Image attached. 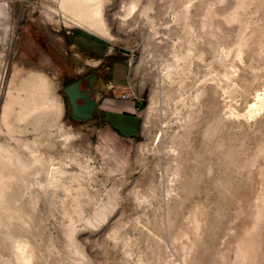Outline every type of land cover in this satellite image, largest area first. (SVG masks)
<instances>
[{
	"label": "rangeland",
	"instance_id": "374dc122",
	"mask_svg": "<svg viewBox=\"0 0 264 264\" xmlns=\"http://www.w3.org/2000/svg\"><path fill=\"white\" fill-rule=\"evenodd\" d=\"M257 93L264 0H0V264H264Z\"/></svg>",
	"mask_w": 264,
	"mask_h": 264
},
{
	"label": "water",
	"instance_id": "95a60500",
	"mask_svg": "<svg viewBox=\"0 0 264 264\" xmlns=\"http://www.w3.org/2000/svg\"><path fill=\"white\" fill-rule=\"evenodd\" d=\"M83 79L86 81L84 87H81L82 80L77 79L61 89L69 105L68 117L74 122H82L95 117L96 100L92 95L98 75L91 72Z\"/></svg>",
	"mask_w": 264,
	"mask_h": 264
},
{
	"label": "crops",
	"instance_id": "0c3cea01",
	"mask_svg": "<svg viewBox=\"0 0 264 264\" xmlns=\"http://www.w3.org/2000/svg\"><path fill=\"white\" fill-rule=\"evenodd\" d=\"M98 75V74H97ZM124 75L125 71L121 68H115L113 72L110 73V80L104 81L102 80L101 76L98 75V80L95 85H110L111 87L118 88L121 85H124ZM104 106V102L103 105ZM137 101H130L128 103L120 102L117 103V105H114L113 107H103L105 110H107V118L112 121L114 118L116 120V123L120 124L125 122V125H128L126 123L133 124V120L135 119L134 114H136L138 108ZM123 113L130 114L129 119H122L124 116H122Z\"/></svg>",
	"mask_w": 264,
	"mask_h": 264
},
{
	"label": "bare ground",
	"instance_id": "6f19581e",
	"mask_svg": "<svg viewBox=\"0 0 264 264\" xmlns=\"http://www.w3.org/2000/svg\"><path fill=\"white\" fill-rule=\"evenodd\" d=\"M95 1V0H94ZM84 2L85 3H92V0H84ZM82 3V2H81ZM93 5V4H92ZM91 5V6H92ZM88 9V8H87ZM86 12V11H85ZM83 13V12H82ZM88 14V13H87ZM97 14V12H95L94 14H93V16L94 15H96ZM90 15H92V14H90ZM90 15H86L87 17H85V16H83V15H79L78 14V22H79V24L80 25H85L86 23H89L90 22V20L92 19L91 18V16ZM99 22V21H98ZM263 99H264V97H262L261 96V94H259V93H257V95H256V100L254 101V102H252L251 104H250V108H251V110H252V108H255L256 106H257V104L258 103H261V101H263ZM259 105V104H258ZM259 107H260V105H259ZM258 109V108H257ZM256 109V110H257ZM259 110H260V108H259ZM250 112V111H249Z\"/></svg>",
	"mask_w": 264,
	"mask_h": 264
},
{
	"label": "built area",
	"instance_id": "2783aa9c",
	"mask_svg": "<svg viewBox=\"0 0 264 264\" xmlns=\"http://www.w3.org/2000/svg\"><path fill=\"white\" fill-rule=\"evenodd\" d=\"M120 98L125 101H132L134 99V92L132 90H129L125 93H122L120 95Z\"/></svg>",
	"mask_w": 264,
	"mask_h": 264
}]
</instances>
